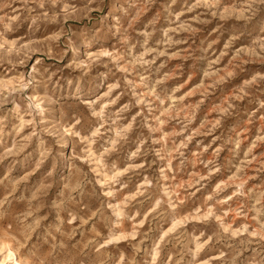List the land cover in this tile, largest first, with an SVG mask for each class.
<instances>
[{
  "label": "clouds",
  "instance_id": "obj_1",
  "mask_svg": "<svg viewBox=\"0 0 264 264\" xmlns=\"http://www.w3.org/2000/svg\"><path fill=\"white\" fill-rule=\"evenodd\" d=\"M0 264H264V0H0Z\"/></svg>",
  "mask_w": 264,
  "mask_h": 264
}]
</instances>
